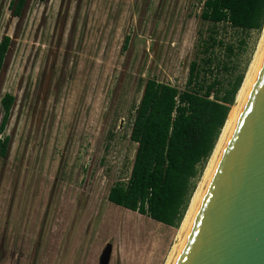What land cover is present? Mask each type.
Instances as JSON below:
<instances>
[{
  "label": "rangeland",
  "instance_id": "374dc122",
  "mask_svg": "<svg viewBox=\"0 0 264 264\" xmlns=\"http://www.w3.org/2000/svg\"><path fill=\"white\" fill-rule=\"evenodd\" d=\"M204 1L28 0L16 16L12 0H0V40L11 39L0 124L3 97H15L0 157V264H100L108 244L110 264H174L183 223L166 226L108 195L129 180L148 80L185 90L215 30L236 47L233 56L214 49V66L232 69L214 70L225 87L257 62L264 29H216L202 20Z\"/></svg>",
  "mask_w": 264,
  "mask_h": 264
},
{
  "label": "trees",
  "instance_id": "16d2710c",
  "mask_svg": "<svg viewBox=\"0 0 264 264\" xmlns=\"http://www.w3.org/2000/svg\"><path fill=\"white\" fill-rule=\"evenodd\" d=\"M28 0H12L11 8L21 16ZM202 20L230 26L241 31L262 32L264 0H205ZM218 30L205 40L203 62L193 61L186 89L181 91L155 79L146 82L136 111L131 141L138 145L127 183L118 182L110 189V203L179 229L221 137L232 107L245 80L239 74L227 87L214 70L230 72L227 65L214 66V49L224 48L228 56L236 47L217 40ZM130 38L125 40L128 49ZM11 39L0 40V76L5 66ZM246 45L241 40V47ZM211 74V76L209 75ZM210 76V77H209ZM15 97L2 99L4 116L0 124V157L9 150L4 131L12 116Z\"/></svg>",
  "mask_w": 264,
  "mask_h": 264
},
{
  "label": "water",
  "instance_id": "95a60500",
  "mask_svg": "<svg viewBox=\"0 0 264 264\" xmlns=\"http://www.w3.org/2000/svg\"><path fill=\"white\" fill-rule=\"evenodd\" d=\"M176 264H264V57Z\"/></svg>",
  "mask_w": 264,
  "mask_h": 264
},
{
  "label": "bare ground",
  "instance_id": "6f19581e",
  "mask_svg": "<svg viewBox=\"0 0 264 264\" xmlns=\"http://www.w3.org/2000/svg\"><path fill=\"white\" fill-rule=\"evenodd\" d=\"M264 33V32H263ZM264 57V34H263V43L261 47V52L259 54V57L257 59V62H255L254 66H252L250 72L247 74L243 85L239 91V94L236 99L235 105L232 107L231 112L229 114V117L227 119L226 125L222 131L221 137L216 145V148L213 152V155L209 161V164L207 166V169L204 174L203 182L200 184L198 191L194 195V198L192 199L191 205L188 209V212L186 214V217L184 219V222L182 224L181 232L185 234V237L181 243L180 250L178 252V256L176 257V260L174 261V264H176L179 255L183 249V246L186 242V239L189 235V232L193 226V223L196 219V216L199 212V209L202 205V202L206 196V193L210 187V184L214 178V175L217 171V168L220 164V161L224 155V152L227 148V145L231 139V136L234 132V129L238 123V120L241 116V113L243 111V108L245 106V103L247 101V98L249 96L250 90L252 88V85L254 83V80L256 78L257 72L259 70V67L261 65L262 59Z\"/></svg>",
  "mask_w": 264,
  "mask_h": 264
}]
</instances>
